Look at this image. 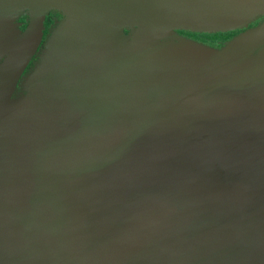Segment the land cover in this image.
Wrapping results in <instances>:
<instances>
[{"label": "water", "instance_id": "1", "mask_svg": "<svg viewBox=\"0 0 264 264\" xmlns=\"http://www.w3.org/2000/svg\"><path fill=\"white\" fill-rule=\"evenodd\" d=\"M47 12L61 18L41 41ZM262 13L264 0H0V264H264V22L218 48L177 33Z\"/></svg>", "mask_w": 264, "mask_h": 264}, {"label": "flooded vegetation", "instance_id": "2", "mask_svg": "<svg viewBox=\"0 0 264 264\" xmlns=\"http://www.w3.org/2000/svg\"><path fill=\"white\" fill-rule=\"evenodd\" d=\"M52 16H54V14ZM53 18L55 19V17ZM53 18H51V16H48V15L44 17V20H43L44 29H43V36H42L41 41H43L47 29H49V27L53 24ZM44 21H46V23H44ZM263 22H264V13L260 14L255 20L247 23L245 26H242L241 28H237L234 30H229L225 32H193L189 30H177V33L186 38L197 41L199 43H202V44L214 47V48H218L222 46L224 42L228 41L233 35L237 34L238 32H242L250 27H254L256 25L262 24ZM214 34H227V35L222 38H214V37L212 38V35ZM39 48L40 47H38V49ZM258 48L260 50L264 49V37L263 36L262 38H260ZM28 64H26L24 68V72ZM256 97L259 99L261 103L264 104V82L260 85V89H258V92L256 93Z\"/></svg>", "mask_w": 264, "mask_h": 264}, {"label": "rangeland", "instance_id": "3", "mask_svg": "<svg viewBox=\"0 0 264 264\" xmlns=\"http://www.w3.org/2000/svg\"><path fill=\"white\" fill-rule=\"evenodd\" d=\"M54 14V16H52ZM51 16V18H53V17H55V19L53 18V21H55V20H58V19H60L61 18V15L58 13V12H47L46 14H45V16ZM26 18H27V15H22V16H20L19 18H18V22H20L21 24L20 25H18V29L19 30H23V28H24V26H25V23H26ZM52 26V25H51ZM50 26V27H51ZM49 27V28H50ZM44 42H45V40H44ZM44 42L42 43V45H41V47L38 49V51L33 55V57H31V60H29L28 62H29V64H28V66L26 67V70H25V72H24V70H23V72H22V75H21V77H20V79H19V83H18V85H16V87H15V90H14V92H13V94L11 95V97H10V99H9V101H8V105H7V109H9L10 107H11V105H12V101H17V99L19 98V96L21 95V94H23V92L25 93L26 92V89H24L23 88V85H22V82H23V80L25 79V77H28L29 75H31L34 71H35V69H36V67L38 66V64H39V62L41 61V59H42V54H43V49H44ZM62 58V56L60 55V53H59V51H58V49L55 47V46H52L51 47V50H50V53H49V64H50V66H51V64H54V66H57L58 64V61H59V59H61ZM2 60V58H0V61ZM48 64V63H47ZM48 64V65H49ZM39 88V85H37V86H35V90H37ZM218 90H219V93H221V94H223L220 90H222V89H219L218 88ZM231 99V98H230ZM19 106V105H18ZM17 107V106H16ZM5 113H6V108L4 109V111H3V115H1L0 116V124H1V128H3L5 125V119H4V117H5ZM190 115V114H189ZM192 121H194V120H192L191 118L188 120V122L190 123H192V124H195L194 122H192ZM196 127V126H195ZM211 133H213V131L211 132ZM197 136V138H198V136L199 135H196ZM210 138H211V136H210ZM203 139V142L205 143L204 145L206 146V143L208 142V139H205V137L204 138H202Z\"/></svg>", "mask_w": 264, "mask_h": 264}, {"label": "trees", "instance_id": "4", "mask_svg": "<svg viewBox=\"0 0 264 264\" xmlns=\"http://www.w3.org/2000/svg\"><path fill=\"white\" fill-rule=\"evenodd\" d=\"M44 23H46V21H44ZM227 34H214L212 35V38H222V37H225Z\"/></svg>", "mask_w": 264, "mask_h": 264}]
</instances>
